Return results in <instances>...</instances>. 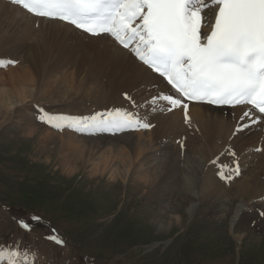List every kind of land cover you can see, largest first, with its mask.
<instances>
[{
  "label": "rangeland",
  "instance_id": "obj_1",
  "mask_svg": "<svg viewBox=\"0 0 264 264\" xmlns=\"http://www.w3.org/2000/svg\"><path fill=\"white\" fill-rule=\"evenodd\" d=\"M29 49L30 47L27 48ZM18 61L15 66L8 64L6 68L2 67L5 70L3 76H9L11 71L14 76H21L25 70H31L38 80L42 79L32 61L24 65H21V60ZM81 69L82 67L73 68L74 73ZM104 70L105 68H101L100 75L82 70L83 82L99 84L97 95L108 93L116 96L121 84L132 83L134 80V76L130 78L125 75L106 78ZM66 71L68 70L57 72L56 78L60 79V74ZM87 72L89 74L86 75ZM79 80L78 75L76 81ZM141 86L138 83L131 93L139 94ZM81 98L79 96L49 103L43 98L31 99L24 105L17 106L10 119L0 124V246L7 244L13 249L19 246L21 250L29 251L35 257V264H237V261L239 264H264V235H261L264 232V218L260 219L257 215L258 211L264 210V205L255 200L264 195V186H260L261 180L264 184V156L253 161L246 159L249 153L261 155L253 148L261 146L263 138L246 137L229 144L215 138L219 128L208 132L203 121L190 119L187 122L192 130H184L188 137L186 160L184 159V164L182 160L179 161L177 174L171 179L163 172L164 167H160L156 171L155 184L142 182L139 179V169L144 167L145 162L140 166L136 161L129 172L126 173V169L122 167L120 174L115 177L111 176L112 172L92 175L91 166L86 162L79 163L75 170L67 171L64 170V156L60 153L62 140L59 139L62 134L68 135V131L55 132L57 129L42 123L38 119L39 108L49 113L69 116H90L103 109L101 106L104 105L98 107L96 102H83ZM128 105L132 103L129 102ZM136 109L133 107L131 111H137ZM228 115L227 119L230 118V114ZM151 124L155 125L153 122ZM157 128L162 138L165 135L161 130L163 127ZM151 131L154 133L148 139L155 142L152 145V140L144 137L147 139L146 143L150 144L145 150V157L157 152L156 149L161 148L163 141L168 140L165 136L162 138L165 140L158 138L159 133L153 129ZM49 132L54 134L55 141L46 140L45 135ZM260 134L264 136V131H260ZM102 139L100 137L95 140ZM178 139L181 138L176 140ZM175 142L169 149L178 155L179 146ZM229 148L232 151L238 150L235 157L227 156ZM261 148H264V142ZM118 149L122 153L128 152L127 147L123 149L118 145ZM193 150L199 154L191 153ZM105 151L108 156L116 154L115 149ZM221 154L223 156H219ZM181 155L182 153L178 156ZM99 156L96 154L95 160ZM165 157L166 155H162L160 158L162 163ZM217 158L218 162L213 163ZM236 161L239 162V167H243V173L235 183L228 186V181L226 183L218 174L220 165L226 166L225 171L230 174ZM109 168L113 169V165L109 164ZM248 172L256 173L258 180H253L247 175ZM204 174L210 177V183L202 182ZM165 179L166 189L161 186L166 182ZM193 179H200L197 184V199L180 193L185 187V181L191 182ZM243 180L251 181V187L244 185L256 196L252 193L243 194L236 189L240 185L237 183ZM200 187L209 192L215 190L216 194L207 195ZM162 190L167 191L163 193ZM222 191L231 200L222 201ZM199 201L204 204L196 218L194 213ZM240 201V210L246 206V202L253 201L250 212H245L246 231L229 228L231 220L233 224L236 222L232 215ZM195 203L197 206L192 214L190 208ZM168 204L174 206L169 207ZM163 205H167L170 211L164 210ZM225 207L229 211L227 217L223 218ZM39 211L45 220H51L59 229L57 232L65 239V245L61 247L47 239L54 232L40 222L33 223L29 233L19 229L18 220L32 223L29 215ZM204 213L206 215L201 220ZM171 215H180V220L165 228ZM241 224L244 225V221ZM252 232L256 238L252 237ZM244 233L247 236L244 237ZM236 240L242 241L241 245Z\"/></svg>",
  "mask_w": 264,
  "mask_h": 264
},
{
  "label": "snow or ice",
  "instance_id": "obj_2",
  "mask_svg": "<svg viewBox=\"0 0 264 264\" xmlns=\"http://www.w3.org/2000/svg\"><path fill=\"white\" fill-rule=\"evenodd\" d=\"M37 17L59 20L92 37L108 35L136 59L159 75L170 86L137 105L127 93L134 108L151 105L155 111L160 101L167 111L183 108L186 122L188 102L229 107H247L235 129L239 133L264 122V0H10ZM215 9L209 18L207 9ZM207 27L210 31L202 32ZM16 60H0V67L15 65ZM164 111V109H160ZM38 119L63 131L96 130L119 132L148 130L153 125L138 112L116 108L90 116L49 113L39 108ZM234 133V134H235ZM235 157L236 153L228 149ZM256 151H264L257 148ZM214 160L213 163H217ZM220 165L219 176L233 177ZM240 175L239 162L230 169ZM264 216V212L260 213ZM32 223L18 220L23 230ZM47 239L58 245L65 241L59 234ZM0 264H35L27 250L0 246Z\"/></svg>",
  "mask_w": 264,
  "mask_h": 264
},
{
  "label": "bare ground",
  "instance_id": "obj_3",
  "mask_svg": "<svg viewBox=\"0 0 264 264\" xmlns=\"http://www.w3.org/2000/svg\"><path fill=\"white\" fill-rule=\"evenodd\" d=\"M214 12L215 9L209 7L207 9L208 17L211 18L214 15ZM209 30L210 29L207 27L202 28V32ZM28 47H30L29 50H27ZM0 55V58H3L5 62L9 60H16L19 62V59L22 62L21 65H24L26 62L32 61L34 66L37 68L36 72L42 78L41 80H38L31 70H25L21 76H14V72L11 71L9 76L5 77L3 76L5 70L1 67L0 124L6 123L10 119L11 114H14L17 106L24 105L31 99L38 100L43 98L44 101L49 103L51 101H67L73 97L81 96V100L83 102H96L98 107L100 105H104L101 106L103 109L100 112H105V110L110 107L111 109L127 108L128 111H131L133 107L132 105L127 106V103L130 101L127 100L123 94L127 93L131 96L137 105H145V102L149 101V98L151 99L152 95H158L157 88L155 87L156 85H159L162 88H167L160 78L153 75L151 71L137 62L132 53L120 48L110 38L106 36L91 38L63 23L36 19L19 7L13 6L1 0ZM79 67H82V69L79 70L80 72L77 71L74 73L73 68L76 69ZM101 68H105L103 75L106 78H119L121 75H125L130 78L134 76V80L132 83L126 82L125 84H121L116 96H110L108 93L97 95L96 93H98L100 89L99 84L96 82H83V76L81 75L83 72L82 70H88L90 71V74L97 73L100 75ZM64 69H67L68 71L62 72L60 74V79H57V72ZM89 73L87 72L86 75ZM78 75L80 80L76 81V76ZM138 83L142 84L139 94H132V88L138 85ZM162 90L164 91V89ZM149 106L150 105L147 107H136L137 111L134 112H138L139 115L146 120L147 118L152 119L154 123H157V127H163L161 130L165 133L164 136L168 140L163 141L161 148H159V150L156 149L157 152L151 153L148 157H145V150H147L146 148L150 145L149 142L146 143L148 138L146 140L144 139V136H138L139 138H135L136 136L133 135L134 133H127L118 136L110 133L107 135L99 130H96L93 133L96 135H102L103 137L101 138L103 139L95 140L96 135H94V138L91 139H82L81 136H79L81 135V132L65 128L64 130L68 131V135L62 134L61 139H59L62 140V151L60 153L64 156H61L62 159L64 158V170H75V167L79 166V163L86 162L91 166L92 175L112 172L111 176L115 177L120 174L122 167L126 169V171L124 170L126 173L129 172L131 166L134 165L133 163L136 161L139 165L145 162V164L143 163L144 167L139 169L141 171L139 179L148 185L156 183V171L160 167H164L163 172L166 176H168V178H173L174 175L177 174L180 159L177 157L168 159V154H172L174 156L177 155L176 152L170 150L169 148L174 145L173 142H175L177 138H182L181 136L177 137V134L184 133L185 130L181 121L182 108L174 111L173 116L166 118L161 117V115L154 116V111L152 110V107L150 108ZM244 110H246V108L223 110L192 105L188 108V116L192 120L203 121L208 132H213L214 129L219 128L215 138L220 139L223 142H227L229 144L231 142L237 143L246 137H260L263 138L262 140L264 142V136L260 134V131H264V122L252 125L254 127L251 129L246 128L239 133H235L237 125L247 121V118H245V121H240V117ZM228 114H230L229 119H227L229 116ZM152 125L154 126V124ZM58 131L59 130H56L55 132ZM71 131H74L76 134H73ZM223 131H225V133H223ZM147 134L151 135V132H147ZM164 136L162 138H164ZM45 138L46 140H50L52 142L56 140L54 139V134L51 132L46 133ZM152 142L153 144H151L154 145L155 140H152ZM242 143H240V145H242ZM118 145L123 147V149L127 147L128 152H119ZM193 145L197 148L196 144ZM255 147L253 150L257 149ZM104 149H115L116 154H114V156H108ZM193 152L199 154L196 150L191 151V153ZM263 152L261 155L249 153L246 155V159H248V161H253L257 157H263ZM96 154L100 155L97 160H95ZM162 155H166L164 163L160 160ZM178 155H180V153ZM116 163H119V165ZM109 164L113 165V169L109 168ZM247 175H250L253 180H258L256 173L253 174L248 172ZM209 180L210 177H206L205 182H209ZM199 182L200 179H193L191 182L186 180L185 187L182 191H180V193H185L191 199H197V184ZM166 184L167 180L161 184L162 188H165L164 185ZM237 184L240 185H238L236 189H239L241 193L254 194L249 187L244 185L247 184L251 187L252 184L250 180H243ZM262 185L263 184L260 183V186ZM200 189L207 195L216 194L215 190H210L209 192L205 191L201 187ZM162 192L165 193L163 190ZM254 196L256 195L254 194ZM196 206V203L191 206L190 212L192 214L195 211ZM163 208L164 210H167L168 206L163 205ZM246 208L247 207L244 206L241 210L240 208L237 209L236 215L234 216L235 221L238 220L240 214ZM162 213H164V211ZM169 219L170 222L165 228L171 227L174 221H179L180 215H171Z\"/></svg>",
  "mask_w": 264,
  "mask_h": 264
}]
</instances>
